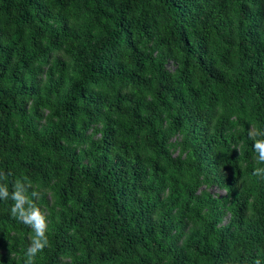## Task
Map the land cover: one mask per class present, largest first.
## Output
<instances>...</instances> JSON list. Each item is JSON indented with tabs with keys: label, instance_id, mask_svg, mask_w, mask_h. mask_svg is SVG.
Here are the masks:
<instances>
[{
	"label": "trees",
	"instance_id": "trees-1",
	"mask_svg": "<svg viewBox=\"0 0 264 264\" xmlns=\"http://www.w3.org/2000/svg\"><path fill=\"white\" fill-rule=\"evenodd\" d=\"M250 133L264 0H0V264L34 236L17 180L35 264H264Z\"/></svg>",
	"mask_w": 264,
	"mask_h": 264
},
{
	"label": "clouds",
	"instance_id": "clouds-1",
	"mask_svg": "<svg viewBox=\"0 0 264 264\" xmlns=\"http://www.w3.org/2000/svg\"><path fill=\"white\" fill-rule=\"evenodd\" d=\"M251 138L254 139V150L258 153L257 162L264 164V139L256 140L255 136L250 133ZM253 175L264 177V168H256ZM0 179L6 180L7 177L0 174ZM30 185H25L20 180H17L13 185V192L11 199L14 205L11 208V214L16 219L20 220L25 225L29 226L33 232L32 242L26 252L25 264H35V257L38 252H42L48 245V238L46 236L47 222L41 210L32 202L26 194ZM37 193L33 192L35 197ZM9 192L7 184H0V199H8ZM257 264L259 262L257 261Z\"/></svg>",
	"mask_w": 264,
	"mask_h": 264
},
{
	"label": "rangeland",
	"instance_id": "rangeland-1",
	"mask_svg": "<svg viewBox=\"0 0 264 264\" xmlns=\"http://www.w3.org/2000/svg\"><path fill=\"white\" fill-rule=\"evenodd\" d=\"M210 192L213 193L214 195H222V192L217 191L215 188H211Z\"/></svg>",
	"mask_w": 264,
	"mask_h": 264
}]
</instances>
